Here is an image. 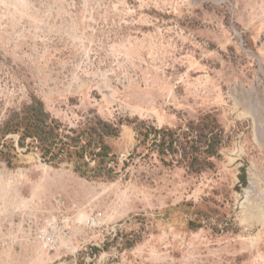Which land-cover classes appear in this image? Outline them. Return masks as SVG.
Here are the masks:
<instances>
[{"label":"rangeland","instance_id":"1","mask_svg":"<svg viewBox=\"0 0 264 264\" xmlns=\"http://www.w3.org/2000/svg\"><path fill=\"white\" fill-rule=\"evenodd\" d=\"M32 98L68 128L116 127L113 172L17 147L0 161V264H264V0H0V141L16 147L3 123ZM204 115L224 144L200 173L134 128Z\"/></svg>","mask_w":264,"mask_h":264},{"label":"trees","instance_id":"2","mask_svg":"<svg viewBox=\"0 0 264 264\" xmlns=\"http://www.w3.org/2000/svg\"><path fill=\"white\" fill-rule=\"evenodd\" d=\"M134 128L139 143L156 153L160 160L170 165H184L195 173L214 168L213 159L220 157L224 144L223 130L211 115L175 129L146 123ZM8 134L16 135L17 141L16 147L11 139L0 141V161L7 167L18 161V147L25 149L23 155L34 152L41 162L52 167L69 164L81 177L106 179L113 172L108 165L114 160L106 138L116 136L118 131L100 119L83 128H68L52 117L40 100L32 98L3 123L2 137ZM89 162L94 165L90 166Z\"/></svg>","mask_w":264,"mask_h":264}]
</instances>
